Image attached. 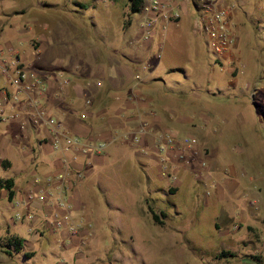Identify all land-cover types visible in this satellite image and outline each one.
Instances as JSON below:
<instances>
[{"label": "crops", "instance_id": "crops-1", "mask_svg": "<svg viewBox=\"0 0 264 264\" xmlns=\"http://www.w3.org/2000/svg\"><path fill=\"white\" fill-rule=\"evenodd\" d=\"M75 3L76 6L81 4L79 1ZM185 4L180 8L186 12ZM37 5L33 9L35 14L24 27L13 31L11 23H8L6 39L0 45V60L17 54L27 68L47 74L44 76L46 89L41 97L46 112L59 119L69 134L77 135L84 141H103L105 144L98 152L86 153L53 148L52 132L45 124L21 127L15 117L0 119V166L7 170L0 178L10 177L12 180L10 201L14 218L20 222L28 221L37 235L45 230L42 228V216L49 204L32 200L25 207L13 205V200L23 195L32 176L38 175L42 187L52 196L58 187H62L74 218L83 216L90 221L88 199L94 193L91 179L104 154L121 164L120 169L128 183L135 188L139 209L144 210L145 193L149 194L146 190L151 180L167 178L158 172L159 165L153 154L154 142L159 133L171 131L177 135L195 136L196 146L200 149L198 158H203L206 166L201 171L196 164L182 166L174 160L176 177L167 178L166 182L175 188V192L185 189L195 198L197 181L207 179V189H211L212 198L224 201L218 207L214 227L220 230L234 215L237 220L232 221V228L243 226L245 233L241 239L232 236L230 240L236 244L240 240L243 245L252 243L249 249L237 255L244 259L243 264H264V126L226 123L225 116H222L223 121L220 117L213 125L208 124L212 114L223 110L213 109L208 100L219 89L209 92L205 84L210 76L205 69L210 67L207 63L197 68L200 79L206 76L201 82L204 84L192 87L190 93L181 88L178 78L170 75L184 70L173 58L180 51L176 54V50L168 48L167 56L163 52L169 23L164 26L161 22L157 23L154 33L147 39L140 37L137 24V28L126 37L124 22L111 28L92 22L89 29L77 9L68 8L60 2H38ZM26 7L27 4H22L16 11H24ZM13 32L26 35L12 42ZM234 41L215 59L219 65L237 58L230 54ZM26 43L31 53L24 46ZM194 50L198 57L200 51L197 47ZM231 70L233 66H228L230 73ZM58 71L68 78L67 84L60 85ZM0 77L1 87L5 77L1 73ZM86 99L89 101L86 102ZM183 101L189 104L192 116L188 117L183 112ZM17 108L21 106L17 105ZM13 109L6 105L3 112L8 114ZM195 117L198 120L193 123ZM142 120L148 123L150 129L134 141L132 134ZM65 166L67 173L64 178L44 183L47 175L65 171ZM1 189L6 195V189ZM242 198L246 204H252L254 210H248L241 203ZM196 202H192L194 209ZM18 211H31L35 217L28 219L23 214L21 219L16 218ZM4 234L8 235L9 248L0 249V264H10L8 259L27 241L8 229ZM53 234L54 242L60 247L67 249L77 243V237L66 232L61 234L59 241L56 240L57 233ZM10 236L21 238L19 246L14 247L9 242ZM223 250L235 256L238 248L228 245ZM33 252L30 250L28 255ZM1 259L6 262H1Z\"/></svg>", "mask_w": 264, "mask_h": 264}, {"label": "rangeland", "instance_id": "rangeland-1", "mask_svg": "<svg viewBox=\"0 0 264 264\" xmlns=\"http://www.w3.org/2000/svg\"><path fill=\"white\" fill-rule=\"evenodd\" d=\"M76 1L81 3L80 6H76ZM38 2H60L68 8L81 11L89 29L92 22L110 28L124 22L123 33L126 37L137 28L138 20L143 15L138 11H129L127 0H116L113 3L98 0H0V45L6 39L5 28L8 23H11L13 31L24 27L35 14L33 9L38 7ZM22 4H27L25 10L16 11ZM255 4L256 0H245L238 7L233 17L235 41L230 50V54L237 58L227 60L228 63L223 65L215 61L203 35L193 32L192 21L196 13L191 1L185 4L186 12L180 9L178 21L169 22L167 26L163 52L167 56L168 48L176 50V54L180 51L173 58L184 71H174L170 75L178 78L186 93H190L192 87L201 84L206 78L203 76L200 79L198 66L202 63L210 66L205 68L210 73L205 84L209 92L219 91L208 100L213 109L223 110L210 116L209 125H213L220 117L223 121L222 116L227 118L226 123H253L260 128L264 124V18ZM25 35L13 32L12 42ZM24 46L31 53L29 45ZM195 47L200 51L198 57L195 56ZM240 63L243 67H239ZM228 66L236 69L233 68L230 73ZM186 98L185 95V101ZM185 101L182 110L190 117L191 109ZM195 120L198 119L195 117L192 122L195 123ZM120 165L104 154L101 164L95 167L91 179L94 193L88 199L93 236L89 245L86 244L80 251L76 244L67 249L58 246L54 242L55 235L49 230H43L41 235H37L28 221L16 220L11 201L2 194L3 189L0 187V249L9 248L6 240L9 234H4L6 229L27 241L8 259L10 264H243L244 259L237 254L249 249L252 243L246 242L243 245L240 240L237 244L230 240L232 236L241 239L245 233L243 226L232 228V221L237 220L233 214V219L220 230L214 227L218 207L224 201L212 198L211 189L209 194H205L207 179L197 181L195 198L193 193L185 189L175 192V188L166 182L167 178L152 179L146 190L149 194L145 193V208L140 210L135 188L128 183ZM6 172L0 166V177ZM193 200H197L195 209L192 207ZM241 203L248 210H254L253 205L246 204L243 198ZM151 210L157 214L158 221L152 219ZM225 229L226 232L223 231ZM228 245L237 246L235 256L227 253L217 256ZM30 250L34 252L28 255ZM252 260L258 261L257 258ZM1 262L6 260L1 259Z\"/></svg>", "mask_w": 264, "mask_h": 264}, {"label": "built area", "instance_id": "built-area-1", "mask_svg": "<svg viewBox=\"0 0 264 264\" xmlns=\"http://www.w3.org/2000/svg\"><path fill=\"white\" fill-rule=\"evenodd\" d=\"M98 1L111 2L112 0ZM189 1L192 2L196 13L192 21V30L205 37L216 59L231 46L235 39L233 15L245 0H142L139 11L143 15L138 22L140 37L149 38L159 22H161V26L169 22L176 23L181 14L180 5ZM255 6L264 18V0H256ZM239 67H243V64L240 63ZM233 68L236 69L234 66ZM0 73L5 77V82L0 87V119L15 117L21 127L45 124L52 132L51 145L53 148L82 153L98 152L103 148L105 144L103 141H84L77 135L69 134L59 119L46 112L41 104V97L46 89L44 76L47 74H40L35 69L27 68L17 54L0 60ZM56 74L59 77L60 85L68 83V78L61 72L58 71ZM244 85L247 86V83ZM88 101L86 99V102ZM6 105L14 107L12 112L8 114L3 112ZM17 105H20L21 108L15 109ZM149 127L145 120L140 121L132 134L133 140H137L140 134L147 132ZM157 137L154 142L153 154L156 156L159 165L158 172L161 176L174 179L176 177L174 170L176 162L182 166L196 164L201 168V171L205 169L206 161L203 158H198L200 149L196 146L195 136L177 135L171 131H163ZM66 173L67 167L65 171L47 175L44 183L62 179ZM78 174L81 173L78 172ZM205 194H209L208 189L205 190ZM32 200L45 203V205L49 204L48 210L43 212L42 228L57 233V241L61 239L63 232L76 236L78 251L90 241L93 236L90 221L83 216L74 218L70 201L62 187H58L56 194L52 196L48 190L42 187L39 176L33 175L23 195L14 199L13 205L17 208L25 207ZM24 212L15 213L16 218L21 219L23 214L28 219L35 217V213L31 211Z\"/></svg>", "mask_w": 264, "mask_h": 264}, {"label": "trees", "instance_id": "trees-1", "mask_svg": "<svg viewBox=\"0 0 264 264\" xmlns=\"http://www.w3.org/2000/svg\"><path fill=\"white\" fill-rule=\"evenodd\" d=\"M128 1V9L129 11L131 12H134V11H139V8H140V5L142 3V0H127ZM11 185H12V180L10 177H6V178H0V187H4L6 189V196L8 199L11 198L12 196V189H11ZM169 191H171L172 189L171 188H168ZM172 192V191H171ZM162 215L164 214L162 211L160 212ZM150 215L152 217V219L154 221H158V216L157 214L151 210L150 212ZM21 241V238L19 237H16V236H10L9 237V242L11 244L14 245V247L16 246H19V243ZM226 253L225 250H221L218 252L217 256H219L220 254H224Z\"/></svg>", "mask_w": 264, "mask_h": 264}]
</instances>
